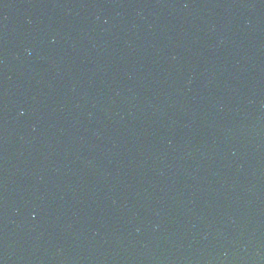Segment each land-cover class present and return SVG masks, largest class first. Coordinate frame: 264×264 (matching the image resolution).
Here are the masks:
<instances>
[{
  "label": "water",
  "instance_id": "1",
  "mask_svg": "<svg viewBox=\"0 0 264 264\" xmlns=\"http://www.w3.org/2000/svg\"><path fill=\"white\" fill-rule=\"evenodd\" d=\"M0 264H264V0H0Z\"/></svg>",
  "mask_w": 264,
  "mask_h": 264
}]
</instances>
